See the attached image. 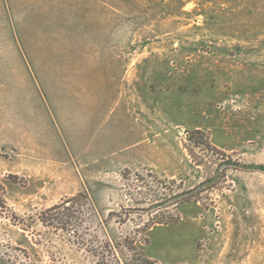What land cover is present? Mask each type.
Here are the masks:
<instances>
[{
  "label": "rangeland",
  "instance_id": "374dc122",
  "mask_svg": "<svg viewBox=\"0 0 264 264\" xmlns=\"http://www.w3.org/2000/svg\"><path fill=\"white\" fill-rule=\"evenodd\" d=\"M105 257L264 264V0H0V264Z\"/></svg>",
  "mask_w": 264,
  "mask_h": 264
},
{
  "label": "trees",
  "instance_id": "16d2710c",
  "mask_svg": "<svg viewBox=\"0 0 264 264\" xmlns=\"http://www.w3.org/2000/svg\"><path fill=\"white\" fill-rule=\"evenodd\" d=\"M197 134H203L202 132H196ZM189 195L190 194V191H188V192H182V193H180L179 195ZM70 201V200H69ZM73 201V200H72ZM67 203V201L66 202H64V204H62V205H56V206H54V207H51V208H49L45 213H44V215H43V218H44V220H45V222H48V223H52L53 225L54 224H59V225H64V226H67L69 223H68V221H67V219L69 218V214L70 213H67L68 211H70V210H72V208L74 207L73 206V203H69V204H66ZM61 208H63L64 209V211H65V214H63V213H61V212H59L57 209H61ZM171 222V221H173V218L171 219V218H169V217H165V218H163V219H161V220H159L158 222H153V224H157V223H159V224H161V223H163V222ZM150 224V223H149ZM148 224V225H149ZM124 246L126 247V248H130V249H133V248H135V247H132L133 245H130V243L129 244H124ZM129 249V250H130ZM136 249V248H135ZM135 249H133V251L135 252L136 250ZM108 262H107V260H106V257L105 258H102V260H100L99 262H98V264H107ZM143 263H145V264H156L155 262H153V261H151L150 259H145L144 261H143ZM127 264H131V262L130 261H127ZM132 264H135L134 262L132 263Z\"/></svg>",
  "mask_w": 264,
  "mask_h": 264
}]
</instances>
